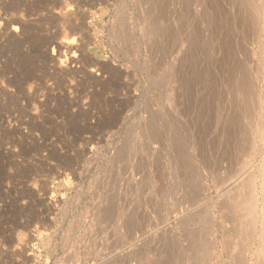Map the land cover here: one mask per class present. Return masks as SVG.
Instances as JSON below:
<instances>
[{"label":"rangeland","instance_id":"1","mask_svg":"<svg viewBox=\"0 0 264 264\" xmlns=\"http://www.w3.org/2000/svg\"><path fill=\"white\" fill-rule=\"evenodd\" d=\"M262 1L0 0V264H264Z\"/></svg>","mask_w":264,"mask_h":264},{"label":"bare ground","instance_id":"2","mask_svg":"<svg viewBox=\"0 0 264 264\" xmlns=\"http://www.w3.org/2000/svg\"><path fill=\"white\" fill-rule=\"evenodd\" d=\"M33 1H34V0H33ZM39 1H40V0H39ZM7 2H8V1H7ZM9 2H10V1H9ZM16 2H18V1H16ZM27 2H28V0H27ZM36 2H37V1H36ZM52 2H53V1H52ZM57 2H58V1H57ZM77 2H78V1H77ZM18 3H19V2H18ZM18 3H17V4H18ZM54 3H55V2H54ZM61 3H62V2H61ZM89 3H90V2H89ZM93 3H94V2H93ZM262 3L264 4L263 1H262ZM31 4H32V3H31ZM9 5H11V4H9ZM13 7H14V6H13ZM62 7H63V4H62ZM72 8H73V7H72ZM48 9H49V8H48ZM67 9H68V8H67ZM67 9H66V10H67ZM66 10H64L63 13L66 12ZM69 10H70V9H69ZM69 10H68V11H69ZM82 12H83V11H82ZM52 13H53V12H52ZM58 13H60V12H58ZM68 13H69V12H68ZM70 13H71V12H70ZM72 13H73V12H72ZM84 13H85V12H84ZM64 14H65V13H64ZM74 14H75V12H74ZM49 15H50V14H49ZM80 15H81V14H80ZM15 16H16V15H15ZM56 16H57V15H56ZM62 16H63V15H62ZM65 16H66V14H65ZM67 16H68V15H67ZM67 16H66V17H67ZM48 17H49V16H48ZM48 17H47V18H48ZM52 17H53V16H52ZM60 17H61V16H60ZM10 18H11V17H10ZM21 18H22V17H21ZM53 18H54V17H53ZM53 18H52V19H53ZM61 18H62V17H61ZM63 18H65V17H63ZM77 18H78V17H77ZM54 19H55V18H54ZM56 19H59V20H60V18H58V17H57ZM63 20H64V19H63ZM68 20H69V19H68ZM70 20L72 21L73 19H70ZM78 20H79V19H78ZM2 21H3V20H2ZM10 21H11V20H10ZM20 21H22V20H20ZM57 21H58V20H57ZM64 21H65V20H64ZM66 21H67V19H66ZM5 22H6V21H5ZM7 22H8V21H7ZM67 22H68V21H67ZM21 23H23V21H22ZM71 23H72V22H71ZM78 23H79V22H78ZM81 23H82V22H81ZM75 24H76V23H75ZM5 25H6V24H5ZM76 25H77V24H76ZM76 25H75V26H76ZM27 26H29V25H27ZM13 27H14V26H13ZM13 27H12V28H13ZM18 27H19V26H18ZM83 27H84V25H83ZM9 28H10V27H9ZM12 28H10V29L12 30ZM23 28H24V26H23ZM26 28H27V27H26ZM87 28H88V27H87ZM6 29H8V28H6ZM6 29H5V30H6ZM10 29H8V30L10 31ZM17 29H18V28H17ZM77 29H78V28H77ZM82 29H83V28H82ZM82 29H81V30H82ZM85 29H86V28H85ZM85 29H84V30H85ZM86 30H87V29H86ZM86 30H85L84 32H86ZM9 31H8V32H9ZM13 31H14V30H13ZM6 32H7V31H6ZM8 32H7V34H9ZM14 32H15V31H14ZM17 32H18V30H17ZM10 34H11V33H10ZM14 34H15V33H14ZM89 34H90V33H89ZM86 35H87V34H86ZM12 36H13V35H12ZM82 36H83V35H82ZM90 36H92V35H90ZM88 37H89V36H88ZM78 38H79V37H78ZM85 38H87V36H86ZM73 40H74L73 38H71V39H61L60 41H58V43H57L56 45H57V52L60 51L61 47H62V48H63V47L66 48V51H67V52H68L67 49H69V51H70L71 53H69V54H67V55L64 54V55L66 56V59L71 60V61H73V62L75 63V61H76L75 59L77 58V56H76L77 53L75 54L76 50H75V51H74V49H73V50H70V49L72 48V45L74 44ZM51 42H53V41H51ZM55 43H56V42H55ZM75 45H76V44H74V47H75ZM77 47H78V45H77ZM79 49H80V48H79ZM53 50H54V49H53ZM61 50H62V49H61ZM77 51H78V50H77ZM82 51H83V50H82ZM53 52H55V51H52V54H53ZM63 52H65V51L62 50L61 53L63 54ZM59 53H60V52H59ZM61 53H60V56L63 58L64 56H62ZM79 53H80V52H79ZM84 53H85V52H84ZM84 53H83V54H84ZM80 54H81V53H80ZM80 54H79V56H80ZM55 55H56V53H55ZM53 56H54V55H53ZM83 57H84V56H83ZM87 57H88V56H87ZM51 58H52V57H51ZM53 58H55V57H53ZM64 58H65V57H64ZM79 58H80V57H79ZM85 58H86V57H85ZM77 59H78V58H77ZM81 59H82V58H81ZM90 59H91V58H90ZM51 60H52V59H51ZM57 60H58V59H57ZM57 60H56V61H57ZM87 60H88V59H87ZM87 60H86V61H87ZM56 61H54V62H56ZM59 61H61V58H59ZM59 61H58V62H59ZM64 61H65V59H64ZM90 61H91V60H89V62H90ZM54 62H53V64H54ZM87 62H88V61H87ZM61 63H63V62H61ZM92 63H93V61H92ZM59 64H60V63H59ZM64 64H65V62H64ZM68 64H69V63H68ZM87 64H88V63H87ZM99 64H100V63H99ZM103 64H104V63H103ZM103 64H102V65H103ZM57 65H58V64H57ZM72 65H73V64H72ZM89 65H90V64H89ZM64 66H65V65H64ZM64 66H61V67H64ZM55 67H56V66H55ZM57 67H58V66H57ZM94 67H96V66H94ZM100 67H101V66H100ZM112 67H113V66H112ZM65 68H67V67H65ZM56 69H57V68H56ZM109 69H110V68H109ZM117 69H118V68H117ZM60 70H61V69H60ZM69 70H71V69H69ZM88 70H89V69H88ZM72 71H73V70H72ZM58 72H59V71H58ZM61 72L63 73V71H61ZM67 72H68V71H67ZM67 72H66V73H67ZM89 72H90V71H89ZM102 72H103V71H102ZM66 73H65V74H66ZM107 73H108V72H107ZM59 74H60V73H59ZM100 74H101V73H100ZM109 74H110V73H109ZM113 74H114V73H113ZM60 75H62V74H60ZM63 75H64V74H63ZM63 75H62V77H63ZM96 75H97V74H96ZM91 76H93V75H91ZM96 78H97V77H96ZM111 78H112V76H111ZM63 79H64V77H63ZM107 80H108V79H107ZM64 81H65V80H64ZM95 81H96V80H95ZM97 81H98V80H97ZM103 82H104V81H103ZM107 83H108V82H107ZM81 101H82V100H81ZM70 103H72V102H70ZM83 103H85V102H83ZM80 105H81V104H80Z\"/></svg>","mask_w":264,"mask_h":264}]
</instances>
